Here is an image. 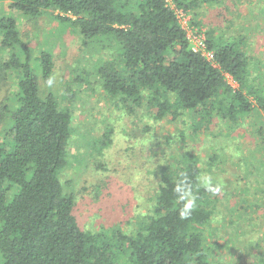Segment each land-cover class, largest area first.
Here are the masks:
<instances>
[{
  "label": "trees",
  "instance_id": "16d2710c",
  "mask_svg": "<svg viewBox=\"0 0 264 264\" xmlns=\"http://www.w3.org/2000/svg\"><path fill=\"white\" fill-rule=\"evenodd\" d=\"M8 1L9 10L25 16L49 13L72 23L84 48L105 57L91 72L115 106L130 114L147 107L156 118L176 120L193 112L191 127L196 135L214 119L233 126L260 107L264 110V87L256 88L251 82L246 41L224 39L226 35H219L216 28L204 27L201 7L219 0ZM177 9L205 28L212 59L191 48ZM16 19L13 15L0 18V83L9 72H20L16 91L0 107L1 263L225 264L219 251L224 240L218 238L220 229L213 222H220L218 200L229 198V192L221 196L229 177L204 182L201 160L192 153L161 167L153 204L130 232L120 223L97 230L81 226L76 196L66 191L63 178L70 164L76 91L68 90L69 104L56 94L41 93L39 76L29 62L31 47ZM105 50H111V57L104 55ZM38 59L42 81L52 83L53 54L43 51ZM89 73L84 75L87 79ZM226 74L232 75L237 87ZM79 79H84L82 74L76 76V83ZM99 142L101 153L111 143L109 130ZM251 181L247 178L249 186ZM178 186L181 192L176 191ZM251 200L264 202V195L254 193ZM188 204L191 207L181 218ZM253 212L244 209L242 216L260 227L264 206ZM252 222L246 223L253 226ZM239 232H247L245 224Z\"/></svg>",
  "mask_w": 264,
  "mask_h": 264
},
{
  "label": "rangeland",
  "instance_id": "374dc122",
  "mask_svg": "<svg viewBox=\"0 0 264 264\" xmlns=\"http://www.w3.org/2000/svg\"><path fill=\"white\" fill-rule=\"evenodd\" d=\"M8 5V0H0V18L3 15L17 18L23 40L31 47L29 62L39 76L41 93L56 94L69 104L67 95L76 91L72 104L75 130L69 148L70 164L63 178L67 182L66 191L76 196L75 213L81 226L97 230L120 223L130 232L137 226L138 217L145 215L153 204L161 167L172 166L192 153L201 160L204 182H216L224 175L229 177V183L221 192V196L229 192V198L218 200L216 216L220 222H213L216 230L220 229L218 238L224 240L219 249L221 261L264 264V234L260 237L258 233L259 230L264 233V224L259 227L249 217L242 216L244 209L253 212L264 206L263 201L256 200L259 205L256 207L251 200L254 193L264 195V122H261L264 110L260 107L261 110L233 126L214 119L208 129L203 127L196 135L191 127L196 116L193 112L176 120L156 118L147 107L130 114L115 106L91 72L95 63L102 59L101 63L105 57H99L95 49L84 48L80 33L72 23L61 22L49 13L40 17L25 16L9 10ZM248 8L256 17L264 18V3L255 4L251 0H219L205 4L200 15L204 27L216 28L219 35H226L224 39L233 36L248 43L252 25L244 26V36H239L236 28L238 23L248 24ZM43 51L53 54L52 83L42 81L38 58ZM109 51H103L104 55L111 57ZM20 56L25 61L22 51ZM4 58H8L7 52ZM86 72H90L88 79L84 76ZM78 74L84 79L76 83ZM17 75L9 72L8 78L1 81L0 107L3 100L16 91ZM259 128L262 131H258ZM108 130L111 143L99 153L98 147L102 145L99 139ZM247 178L252 180L250 186ZM253 217L255 219V215ZM248 221L253 226L248 225ZM243 223L247 228L244 234L239 232Z\"/></svg>",
  "mask_w": 264,
  "mask_h": 264
},
{
  "label": "crops",
  "instance_id": "0c3cea01",
  "mask_svg": "<svg viewBox=\"0 0 264 264\" xmlns=\"http://www.w3.org/2000/svg\"><path fill=\"white\" fill-rule=\"evenodd\" d=\"M255 4H262L264 3V0H251ZM249 9V20L248 24L245 23H238L237 33H239V36H244L245 27L244 26H250L252 27L246 33L248 34V43L246 49L248 50V56L251 61V82L252 84L257 87H264V57H261L264 53V18L262 17H256V14L253 15V12L250 8ZM235 31V34H237ZM247 38V37H246Z\"/></svg>",
  "mask_w": 264,
  "mask_h": 264
},
{
  "label": "built area",
  "instance_id": "2783aa9c",
  "mask_svg": "<svg viewBox=\"0 0 264 264\" xmlns=\"http://www.w3.org/2000/svg\"><path fill=\"white\" fill-rule=\"evenodd\" d=\"M177 17L182 24L183 28L186 30L187 39L191 43V48L196 52H201L208 59L213 58V53L208 49L206 42L205 28L196 26L192 23V15L186 13L182 9H177ZM228 82L233 86L237 87V81L230 74H226Z\"/></svg>",
  "mask_w": 264,
  "mask_h": 264
},
{
  "label": "clouds",
  "instance_id": "9594fccd",
  "mask_svg": "<svg viewBox=\"0 0 264 264\" xmlns=\"http://www.w3.org/2000/svg\"><path fill=\"white\" fill-rule=\"evenodd\" d=\"M177 192H181V188L178 186L177 189H176ZM181 199H183V195L181 196ZM191 207V204H188L185 206V208L181 211L180 215H181V218H184L187 214V210L188 208Z\"/></svg>",
  "mask_w": 264,
  "mask_h": 264
}]
</instances>
